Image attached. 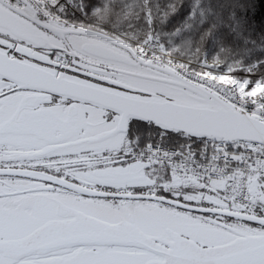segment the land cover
Listing matches in <instances>:
<instances>
[{"label": "flooded vegetation", "instance_id": "flooded-vegetation-1", "mask_svg": "<svg viewBox=\"0 0 264 264\" xmlns=\"http://www.w3.org/2000/svg\"><path fill=\"white\" fill-rule=\"evenodd\" d=\"M0 7L7 11L0 17V48L12 57L55 65L71 79L121 90L126 86L172 98L178 88L172 83L171 65L144 59L132 42L107 29L48 23L23 5L19 12L3 1ZM60 54L65 58L63 66ZM115 124L110 111L21 88L0 77V241L19 240L46 222L68 220L78 213L108 223L133 222L155 238L179 234L202 245L231 239L212 230L230 233L240 222L234 218L191 215L212 227L209 233L189 219L190 214L202 213L137 197L157 194L241 211L211 190L197 189L186 178L170 177L134 158L128 150L139 134L132 128L113 134ZM61 182L105 195L78 193ZM125 194L134 197H117ZM262 205L264 188L260 202L246 212L264 217ZM78 252L83 255L72 257ZM62 258L68 264H145L158 256L119 245H80L19 259L0 250V264H23L30 259L40 260L35 264H64Z\"/></svg>", "mask_w": 264, "mask_h": 264}, {"label": "water", "instance_id": "water-1", "mask_svg": "<svg viewBox=\"0 0 264 264\" xmlns=\"http://www.w3.org/2000/svg\"><path fill=\"white\" fill-rule=\"evenodd\" d=\"M10 10L16 8L6 5ZM6 10L0 7V17ZM0 77L21 88L43 90L114 112L113 133L127 131L131 120L153 123L168 132L192 138H206L232 144L237 141L264 143V121L232 106L216 91L176 71L172 83L199 102H182L124 87L129 91L74 80L55 69L12 58L0 48ZM143 93V95L141 94ZM19 173V172H18ZM20 174V173H19ZM29 174V173H25ZM60 183V182H59ZM78 193L105 195L61 182ZM132 198L131 195H120ZM156 199L183 209L220 214L264 226V217L223 209L187 205L155 195L137 196ZM170 239L155 238L135 223H108L82 213L63 221H49L19 240L0 241V250L14 258L45 255L80 245H119L145 249L158 256L145 264H264V234L236 237L224 243L203 246L190 238L170 234Z\"/></svg>", "mask_w": 264, "mask_h": 264}, {"label": "trees", "instance_id": "trees-1", "mask_svg": "<svg viewBox=\"0 0 264 264\" xmlns=\"http://www.w3.org/2000/svg\"><path fill=\"white\" fill-rule=\"evenodd\" d=\"M79 22L102 24L133 42L157 38L163 50L197 64L205 55L240 69L249 90L260 80L264 103V0H81L71 14ZM141 142L162 132L132 121ZM180 141L182 134L166 133Z\"/></svg>", "mask_w": 264, "mask_h": 264}, {"label": "rangeland", "instance_id": "rangeland-1", "mask_svg": "<svg viewBox=\"0 0 264 264\" xmlns=\"http://www.w3.org/2000/svg\"><path fill=\"white\" fill-rule=\"evenodd\" d=\"M62 7V6H61ZM77 7H75L76 9ZM61 11V8H59L57 10V12ZM74 11V10H73ZM73 11L70 13V15L73 13ZM88 25L90 27H98V28H104L107 29L106 27H104L102 24L97 23V22H91L88 21ZM153 37H149L146 38L144 40H140V42L144 43L150 39H152ZM164 53L161 55V57H163V59H165L168 63L183 68L185 70L186 73L192 75L193 77L196 78H205L206 80L212 81L215 84H219L221 86H228L230 89H233L235 91H237L246 101L250 102V104L254 105L256 109H258V107L256 105H258L256 103V105L253 103L252 98L255 100V102H257V97H259V94H257L259 92V90L261 88H263V85L260 84V80H258L255 83V86L249 90L246 89L248 80L247 78L242 80L243 78L240 79L239 75H241L240 73V69H244L242 67L240 68H235L232 66H226L223 61L221 60H214V59H209L208 56H204L203 59L197 64V66L199 68H194L195 64L190 62V61H186L185 59H182L180 57H175V56H171L169 55L167 52L163 51ZM207 59V60H205ZM211 63V64H208ZM243 75H246V69L243 70ZM173 99L178 100V101H182V102H191L192 97L186 93V92H182V91H178V90H173ZM259 106V105H258ZM261 107V106H259ZM140 169V166H139ZM163 173L168 174L170 177H174V174L171 172H166L163 171ZM161 173V172H160ZM257 180H250V183L252 184V192H253V202L255 205H257L260 202V198H261V190L262 188H264V180L262 181L263 186H259V184L256 183ZM189 183H191L195 188L197 189H201V190H211L213 192H215L216 194L220 195L222 197V199H226V197L224 196V185L221 182L218 181H189ZM228 202V201H227ZM230 206L234 209H242L243 207L235 202H231ZM262 210H264V207L262 205L261 207ZM181 212V211H180ZM185 214H187L186 212H183ZM194 216H206L209 217L207 214H190V220L192 222H197L200 224V229L202 231L205 232H209L212 233V231H214L215 233L218 234H222L224 236H226L223 239H228V238H234V237H239V236H246V235H256V234H264V229L263 228H259V227H255L253 225L247 224L245 222H238V225L235 226L234 230L231 231L230 233L228 232H218V229H214L211 231V229H213L210 226L205 225L204 223L199 222V220L191 218ZM233 225V224H230ZM145 227L147 229H149L150 227L145 224ZM191 230H193L192 227H190ZM83 254H81V252L76 253L75 255H73L72 257H79L82 256ZM63 257V256H62ZM128 259L130 260V257H128ZM40 260H26L23 262V264H35L36 262H38ZM131 261V260H130ZM60 262L62 263H66V258H62L60 260ZM74 264H77L75 262H72ZM68 264V263H66Z\"/></svg>", "mask_w": 264, "mask_h": 264}, {"label": "built area", "instance_id": "built-area-1", "mask_svg": "<svg viewBox=\"0 0 264 264\" xmlns=\"http://www.w3.org/2000/svg\"><path fill=\"white\" fill-rule=\"evenodd\" d=\"M29 1L42 13H45L46 15H50V16H58L57 10L59 8L68 7L70 6L71 3V0H29ZM260 151L264 155V147H261ZM165 159L168 158L165 157Z\"/></svg>", "mask_w": 264, "mask_h": 264}]
</instances>
